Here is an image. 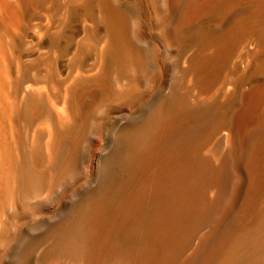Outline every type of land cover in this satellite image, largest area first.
<instances>
[{"label":"bare ground","instance_id":"bare-ground-1","mask_svg":"<svg viewBox=\"0 0 264 264\" xmlns=\"http://www.w3.org/2000/svg\"><path fill=\"white\" fill-rule=\"evenodd\" d=\"M98 1L110 30L102 41L96 37L101 44L94 62L82 66L78 44L89 49L92 26L83 28L80 41L75 31L67 35L70 22L80 19L78 0H0V243L9 234V211L34 197L45 181L40 157L45 156V166L57 156L73 157L78 121L90 112L93 91L103 92L113 75L118 90L111 99L117 106L140 99L147 62L126 37L129 17L112 0ZM149 1L156 5L160 30L161 52L153 48L154 56L156 50L163 54L154 80L165 76L168 65L170 81L161 83L169 81L168 91L148 114L118 131L122 155L113 173L96 193L82 198L69 223L55 230L48 253L59 261L63 257L62 264H264V0ZM58 3L64 5L61 11ZM241 38L249 47L240 74L253 80L245 90L232 81L217 103L215 86L209 91L213 74ZM68 47L70 82L60 85L59 97L54 93L59 105L53 114L44 113L42 100L58 86L56 65ZM30 51L35 57L26 60ZM30 71L36 74L32 79L40 75V85L37 77L35 87L23 85ZM214 135H219L217 147L201 156L204 148L215 147ZM63 167L52 168L45 183L61 178Z\"/></svg>","mask_w":264,"mask_h":264},{"label":"rangeland","instance_id":"rangeland-1","mask_svg":"<svg viewBox=\"0 0 264 264\" xmlns=\"http://www.w3.org/2000/svg\"><path fill=\"white\" fill-rule=\"evenodd\" d=\"M112 1L114 3L115 7L118 8V10L126 11L128 17H129L127 19V23H126V27H127V32H126L127 36L126 37L129 39V41L131 42V44L135 48H137L138 50H140V52H142V54L145 58V64L147 62V64L145 65L146 71L144 72V77H143L144 80L142 81L143 87L141 86V92H140L141 95H139L140 99L138 100V102L133 103V105L132 104L128 105L127 107L126 106H123V107L117 106L116 101H114V100L112 101V99H114L115 94L117 93V90H118V87H116V86H118V82H116L117 80L113 78V75L111 76L112 78L109 77V78H111V81H108V79H107L106 87L103 89V92H101L102 89H99V90L97 89V90L93 91V95H94L93 96L94 97L93 103L94 104L92 103V105H91L92 107L89 110L90 112L86 111V113H87L86 117L84 116L85 115L84 114L83 115L84 117L81 118L84 122L82 120L78 121V130H80L78 133V139H79L78 141L79 142L74 148L73 157L71 156L72 158L67 159L64 156H57L56 159L54 160V163H52V164L50 163L49 165L45 166L48 163L46 161L45 156H41L40 158H42V160L40 159L39 160L40 162H38V170L42 171L44 173V175H46L44 177V179H45L44 183L46 182V180H49L48 179L49 172H52L53 169L56 170L58 166L61 167V165H62V167H63L65 165L63 168H61L62 169L61 175L59 177H61V176L62 177L61 178L56 177L54 180H52L53 181L52 184L49 181L47 183H45L46 185L43 183L41 185L42 187L40 186L39 192L36 193V195H34V197L29 196L31 200H28L29 197H25L19 202V204L16 206L15 209H12L11 211H9V213H8V216H9L8 233L9 234L7 235L6 239L2 243H0V264H57L58 262H60L58 264L63 263V262H61L62 260H65L63 257L59 258L61 260V261H59L58 258L56 260L55 257L52 256L53 254L48 253V250L54 241L55 232L57 231V229L62 224L64 225L66 223H69V221L73 219V216L76 214V212H79L80 203L83 199H85L84 197L87 198L88 196L96 193V191L100 187H102L103 184H105V182L108 181V180L106 181V179H108V176H110L111 172L113 173L115 162L119 159L118 157L120 155H122V152L120 150L121 146H120V143L118 142L117 137H116L118 131L123 126H125L127 124L135 123V122H137V120L141 119V117L148 114L153 106L158 105L162 102V100H163L162 98H164L165 93L168 91L167 83L170 81V78H169L170 75H168V74L171 73L168 65L166 66V69L164 67L165 72L164 71L163 72H164L165 76H163V74H161L159 79L154 80V70L156 68L155 65H157L160 62V60H162L161 58L163 57L162 53L158 54L159 51L161 50L160 49L161 46L159 44L160 43V39H159L160 30L156 27L157 25L155 23V11H154V9L156 8L155 3L153 2V4H152V3H150L149 0H112ZM98 2H99L98 0H90V2L87 5H85L80 0H78V9H79L78 10V16H80V19L78 17V19H75V20L73 19L72 23L70 22L71 25L69 24L67 27V35L68 34H75L77 32V34H78L77 38L80 37L78 40V41H80V39H82L81 37H82L83 33L84 34L86 33V32H83V28L85 27L84 28V31H85V29H87V27L89 25H91L92 29L91 30L88 29L89 31L87 30L91 35V39H94V41H95L97 39L96 37H99L98 39L100 41H102V39L105 35L104 33H106V34L108 33V31L110 30V26L108 25V23L106 22L105 19L104 20L102 19V15H100L101 14L100 13L101 6H99L100 4ZM58 6H60V7L58 8ZM62 6L64 7L63 4H62ZM62 6L60 4L57 5L56 10L59 9V11H61L63 8ZM82 8H83V10H81ZM85 10H88V12L83 14ZM89 14L91 17L89 16ZM84 15H85V17H84ZM87 17H88V19H87ZM100 17H101V19H100ZM129 21L131 22L132 25L128 24ZM104 22L107 23L109 28L106 24H104ZM134 24L135 25L137 24V25L135 26ZM104 25H106V26H104ZM130 25L132 27H130ZM93 27L96 29H93ZM69 30H71V31H69ZM74 31H75V33H73ZM91 31L98 34L99 36L98 35L96 36L95 34L92 35L93 32L91 33ZM99 32H101V33H99ZM134 32H136V33H134ZM157 32H159V33H157ZM100 35L102 36V38H100L101 37ZM98 39H97V41L99 43H97V41H95L93 43L89 40V44L91 43V45H87V46H89V49H88V47L85 46L86 50H84V47H83L86 43H84V45L78 44V49H80V52H81L78 54V56L81 55L80 56L81 58L80 57L78 58V60H80V61H78V62H80V65L83 64L82 66H84V65L87 66L86 64H91L94 62L95 58L97 57L98 52L100 53L99 48H100L101 42ZM156 42H158V43L155 45ZM65 43H66V47H67L68 44L70 45L71 39H70V41L68 39H67V41L65 40V42L63 44H65ZM92 44L93 45L95 44V45L92 46ZM79 46H81V47L79 48ZM232 46L233 47L230 46L231 50H230V53L228 55V60H226L222 64V66H220L214 72V74H213L214 76L212 77V80L210 83L209 91L211 92V90H212V93H215V94L217 93L216 94L217 96L215 98V101L217 103H219V101H220L219 99H222V96H220L223 93L222 89L225 90L227 87L231 86L230 83H232V81L236 82V85L238 86L237 88L239 90H243V89L245 90L249 87L250 83L253 80L248 75L244 76V75L240 74L241 73V66L243 65V62L245 59V53L249 47L247 40L245 41V39L241 38V39H239V41L236 44H234ZM82 48L85 51V53L83 50H82L83 52L81 51ZM153 48L159 49V51L156 50V55H158L157 56L158 58H155V56H154L155 50ZM192 48H194L193 44H191V48L189 46V52L192 51ZM67 50L66 49L64 50V52L62 54L63 58L61 57L60 58L61 60L59 59L57 65H56L58 67L56 69H57V72L59 74V75H57L59 81H58V79L56 81L58 83L57 84L58 86L57 85L56 86L59 87L60 89L55 86L57 88V90H56V88H54L53 89L54 91L52 92V94L49 93L50 95L48 94L47 98L46 99L44 98L45 100L44 99L42 100L43 101L42 111L44 113H51L52 110L54 111L55 108H58L56 106H58L59 104L56 105L57 104L56 101L57 102L59 101L58 97L60 96L59 94L62 92L61 87H62V85L67 84L64 82H70V78H68V72H67L69 64H68V62H66L67 61L66 55L69 52V47ZM87 52H88V55H87ZM96 52H97V54H95ZM85 54H86V56H85ZM151 54H153V55H151ZM29 55H31V57H29ZM111 55H112V57H110ZM111 55L109 56V60H113V53L112 52H111ZM28 57H29V59H27ZM33 57H35L34 52L30 51L25 58H26V60H31V58H33ZM83 58H85V59L82 60ZM110 58H112V59H110ZM92 59H93V61H92ZM156 60L158 62H156ZM84 63H86V64H84ZM39 69L42 71L41 72L42 74H40L41 76L43 74H45L44 69H43L44 70L43 71L42 68L39 67L38 71H40ZM53 70H54L53 68L48 69V71H50L49 72L50 74H51V71L53 72L52 73L53 75H55V73L57 74V72H55ZM236 70H238V71H236ZM32 72L33 71L26 73V75L24 77V84H23L24 86H34L35 87V84L33 82L39 81L36 84L40 83V78H41L40 75H39V78L37 75V76H35V78L32 79L31 78L32 75L33 76L36 75V74H32ZM166 72H168V74ZM61 73H63L65 76L66 75L67 76L65 77ZM53 75H52V77L56 79L57 78L56 75L55 76H53ZM151 75H153V76H151ZM232 75H234V76H232ZM62 76H63V78H60ZM49 77H51V76H49ZM67 78L69 80H67ZM150 79H152L151 83L154 81L155 82L153 84V88L148 89V87L150 86V84H149ZM162 79H164V80L167 79L169 81H167V83L165 82L164 84H161ZM224 79L227 82H225ZM64 80H66V81H64ZM157 81L160 84V87L157 85L158 84ZM213 81H214V83H213ZM114 82L116 84L115 86H114ZM60 85H61V87H60ZM111 85H113L114 87L113 86L111 87ZM107 86L109 87V89ZM156 87H158L160 89H158ZM212 87H214V88H212ZM64 88H65V86H63V89ZM219 89H220V91L217 92V90H219ZM58 90H61V91H58ZM54 93L57 94L58 97L55 96ZM110 96H112V97H110ZM52 97H53V99H52ZM56 97L58 99H55ZM99 97L101 98L102 102L100 101ZM45 102H47V103H45ZM108 102L111 104L109 106L110 108H108V110H106L103 114L101 112V110L106 104H108ZM101 103H102V105H101ZM52 104H54V106ZM96 104L97 105L99 104V106L101 108L99 106H97ZM132 106H134V107L132 108ZM52 107L53 108L55 107V108L52 109ZM98 107L100 109H98ZM117 108H119V109H117ZM51 114H53V113H51ZM83 125H85V126L83 127ZM105 136H107V137H105ZM43 137L44 136L42 134L40 136V138L45 140V138H43ZM41 139H39V143L41 145L40 148H43L42 143L44 140H41ZM215 140H216V142H215ZM218 143H219V135H214V138L212 139L211 144H213V145L215 144V147H212V149H210L209 151H207L208 148L207 149L204 148V150H202L203 154L201 153V156H210L211 153L213 152L214 148L217 147ZM41 150H43V149H41ZM205 152L207 153L206 155H205ZM75 154H76V156H75ZM118 154H119V156H118ZM56 160H58V162ZM71 161L72 162L75 161L73 163V165H72ZM42 162H44V163H42ZM44 168H46V170ZM49 168H51V169L53 168V169L50 171ZM47 170H48V172H47ZM78 174H79V176H78ZM90 174H91V176H90ZM50 176H51V174H50ZM72 176H74V177H72ZM59 179H60V182L58 181ZM64 179H65V181H64ZM62 182L64 183V185L59 184ZM48 184H51L52 186L54 185L53 186L54 188L50 187V185L48 186ZM43 185H45V186H43ZM31 186L32 187H30V188L34 187L33 185H31ZM61 186H63L62 188H64V186H66L67 188L65 187L63 189L64 191L62 192L60 189H58ZM43 187H44V189H42ZM53 189H55V191ZM26 199H27V201H26ZM38 200H39V202H38ZM22 202H24V203H22ZM36 202H37V204H36ZM29 204H31V206ZM38 206H40V207H38ZM34 207H35V210L33 209ZM27 208H28V210H27ZM139 234H138V239L140 242L142 235H141V232H139ZM136 239H137V236L135 237V240ZM189 249H190V247L188 245L186 247V251H188ZM28 253L30 255H28ZM66 259L70 261V259H68V258H66ZM65 262L66 261H64V263Z\"/></svg>","mask_w":264,"mask_h":264}]
</instances>
